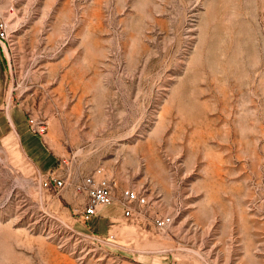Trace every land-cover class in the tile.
Returning <instances> with one entry per match:
<instances>
[{"label": "rangeland", "instance_id": "obj_1", "mask_svg": "<svg viewBox=\"0 0 264 264\" xmlns=\"http://www.w3.org/2000/svg\"><path fill=\"white\" fill-rule=\"evenodd\" d=\"M0 20V264H264V0H0ZM89 176L115 200L83 222Z\"/></svg>", "mask_w": 264, "mask_h": 264}, {"label": "built area", "instance_id": "obj_2", "mask_svg": "<svg viewBox=\"0 0 264 264\" xmlns=\"http://www.w3.org/2000/svg\"><path fill=\"white\" fill-rule=\"evenodd\" d=\"M8 39L7 26L5 21L0 20V46L3 47ZM38 125V124H37ZM36 129L31 128L33 133L43 131L42 124L38 125ZM41 186L46 190H60L64 186V181L56 178L50 173L42 181ZM86 196V203L83 211L81 212V220L89 222L91 219L99 214V211L107 206L113 204L115 196L113 195V188L105 181H99L94 176L86 177L82 180L81 184L76 188ZM119 203L123 209L124 216H130L132 212V204L137 202L140 204L145 203V199L140 197L135 191L123 190L120 194ZM170 223V219L160 220L156 222L159 228L164 227Z\"/></svg>", "mask_w": 264, "mask_h": 264}, {"label": "crops", "instance_id": "obj_3", "mask_svg": "<svg viewBox=\"0 0 264 264\" xmlns=\"http://www.w3.org/2000/svg\"><path fill=\"white\" fill-rule=\"evenodd\" d=\"M0 61H2V56L1 55H0ZM2 66H3V64L0 63V71H2ZM0 82H1V80H0ZM0 85H1V83H0ZM9 117L11 119L10 121H12L13 129L18 134V137L20 138L22 143H24V145L29 144L31 140H30V138L27 135V130L24 129L22 121L18 117H16L15 115H13L12 112H10V116ZM48 171H50V169Z\"/></svg>", "mask_w": 264, "mask_h": 264}]
</instances>
